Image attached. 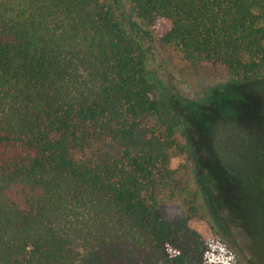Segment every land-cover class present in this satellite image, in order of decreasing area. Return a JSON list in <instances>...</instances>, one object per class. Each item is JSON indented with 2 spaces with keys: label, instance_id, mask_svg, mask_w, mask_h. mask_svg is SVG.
I'll list each match as a JSON object with an SVG mask.
<instances>
[{
  "label": "trees",
  "instance_id": "obj_1",
  "mask_svg": "<svg viewBox=\"0 0 264 264\" xmlns=\"http://www.w3.org/2000/svg\"><path fill=\"white\" fill-rule=\"evenodd\" d=\"M126 3L0 0V264H238L190 216L156 206L172 153L207 155L228 100L157 91L141 27L161 22L186 62L251 88L264 78V0ZM198 167L209 204L220 176Z\"/></svg>",
  "mask_w": 264,
  "mask_h": 264
},
{
  "label": "rangeland",
  "instance_id": "obj_2",
  "mask_svg": "<svg viewBox=\"0 0 264 264\" xmlns=\"http://www.w3.org/2000/svg\"><path fill=\"white\" fill-rule=\"evenodd\" d=\"M121 1L126 8V0ZM163 32L161 22L141 27L148 82L159 92L193 102L223 89V100L228 101L223 106V126L208 139L207 155L199 149L194 165L184 154L172 153L170 168L175 174L156 186V206L165 218L190 216L189 227L205 241L220 238L238 264H264V78L251 88L229 90L224 69L186 62L163 43ZM101 147L109 149L106 143ZM197 163L202 171L212 167L220 176V193L209 204L194 178Z\"/></svg>",
  "mask_w": 264,
  "mask_h": 264
}]
</instances>
